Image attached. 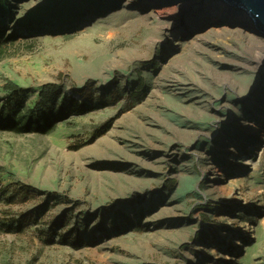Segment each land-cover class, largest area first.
Masks as SVG:
<instances>
[{"label":"rangeland","instance_id":"1","mask_svg":"<svg viewBox=\"0 0 264 264\" xmlns=\"http://www.w3.org/2000/svg\"><path fill=\"white\" fill-rule=\"evenodd\" d=\"M109 1L0 0V109L60 91L50 131H0V264H264V38Z\"/></svg>","mask_w":264,"mask_h":264},{"label":"bare ground","instance_id":"2","mask_svg":"<svg viewBox=\"0 0 264 264\" xmlns=\"http://www.w3.org/2000/svg\"><path fill=\"white\" fill-rule=\"evenodd\" d=\"M82 1H84V0H77V4H78V2L81 3ZM119 1L120 0H110L108 3L102 4L100 6V8H99V6L92 7V8H94L93 10L96 12L103 10L104 14H109L112 11L114 12V10L117 8V6L119 4ZM139 1L142 2L146 6H149V4H152V3L158 4L159 2H162L164 0H139ZM167 1H169V0H167ZM173 1L177 2L176 7L172 11H161L162 15H160V16H163L164 14L174 15L176 12L180 11V13L178 14V16H179L178 19H182L185 16H186V18L188 17L186 22H187V26L189 27V30L191 28H193V26L195 25L194 20L197 19L196 17H198L199 15L202 16V14H206V12H208V13L210 12L209 16H206V15H205V17L202 16L203 21L207 22L208 24H211L213 22H216V23H218V22H229L231 24L238 25L240 28H243V29L248 28L247 30L250 34L247 32H245L244 34L249 36V37L259 38V36H261L264 38V36L262 34H260L258 32V30L254 27L252 22L249 21V19L247 18L246 14L244 13L243 10H239L237 8L228 6L224 2H221L218 0H212V1H207V0H198V1L197 0H173ZM92 4H93V1H85V2L81 3L76 12H74V13L68 12L70 17L65 12H63V10H60V8H59V10H60V13L58 14L59 18L57 20L53 19L52 24H50L51 21H49V23L45 24L44 27L46 29H48V28L50 29V28L54 27L55 29H60L61 31H64V30L70 31L71 29H74L73 25L84 17L83 15H84L86 7L89 8V6H91ZM94 11H87L88 14H91V16H89V18L93 19L94 16L96 18H98V16H100V14L94 15ZM194 17H195V19H194ZM164 20L165 21L163 23L162 28L165 30V29H169L172 26L173 22L176 21V18L165 17ZM52 33L54 34L57 32L52 31ZM257 49H264V43L261 44V48L258 47ZM261 58H262V64L264 65V51H262ZM255 137H256V132H253L251 136L246 137L247 138L246 142L247 143H251V142L254 143L255 141H253V140ZM249 138H251L252 140H249ZM251 153H252V151H251Z\"/></svg>","mask_w":264,"mask_h":264},{"label":"trees","instance_id":"3","mask_svg":"<svg viewBox=\"0 0 264 264\" xmlns=\"http://www.w3.org/2000/svg\"><path fill=\"white\" fill-rule=\"evenodd\" d=\"M0 42L13 41L4 39L1 36ZM14 89H16L14 87ZM55 93V94H54ZM58 86L48 84L40 91L39 101L36 107L31 109L24 104H15L13 107L7 106V109H0V131L13 133H38L45 134L53 127L52 120L56 114V102L60 98ZM61 114L84 115L90 111L84 107L83 103H77V100L70 99L69 102H63L59 108ZM24 197L26 194H23Z\"/></svg>","mask_w":264,"mask_h":264},{"label":"water","instance_id":"4","mask_svg":"<svg viewBox=\"0 0 264 264\" xmlns=\"http://www.w3.org/2000/svg\"><path fill=\"white\" fill-rule=\"evenodd\" d=\"M212 1V0H207ZM228 6L243 10L247 18L264 36V0H218Z\"/></svg>","mask_w":264,"mask_h":264}]
</instances>
